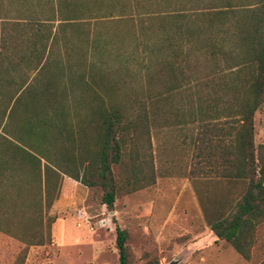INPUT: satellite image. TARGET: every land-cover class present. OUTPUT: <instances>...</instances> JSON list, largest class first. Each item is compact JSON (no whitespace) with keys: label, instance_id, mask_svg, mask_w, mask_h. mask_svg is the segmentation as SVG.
Listing matches in <instances>:
<instances>
[{"label":"rangeland","instance_id":"obj_1","mask_svg":"<svg viewBox=\"0 0 264 264\" xmlns=\"http://www.w3.org/2000/svg\"><path fill=\"white\" fill-rule=\"evenodd\" d=\"M171 1L72 0L83 3L87 16L59 27L54 23L45 69L53 75L57 94L51 101L46 96L35 101L64 106L76 135L73 146L64 147L72 148L77 160L84 154L85 163L99 148L98 113L119 110L126 129L115 133L124 138L120 163L110 167L115 198L106 207L101 187L62 175L59 196L46 215L53 221L50 237L43 245L30 246L0 233V264H119L116 226L127 233L128 264L264 260V223L254 231L248 260L209 228L211 220L226 216L246 188L244 181L220 176L224 156L217 146L221 141L232 145L231 128L239 122L235 109L245 96L226 68L235 64L239 48L222 41L230 52L218 54L216 68L199 54L190 61L167 60L159 30L173 22L162 15L177 11L185 0ZM213 7L225 9V4ZM15 9L7 4L2 11L15 15ZM44 9L41 5L36 10ZM27 95L25 91L19 103H26ZM17 117L8 123V132L16 130L22 116ZM253 127L255 146L264 144V108L255 112ZM83 167L80 177L88 181L91 171L83 175ZM27 229L36 230L30 222ZM38 231L47 235V227ZM72 233L76 240L71 241ZM73 245L77 251L68 249ZM83 251L87 255L76 258Z\"/></svg>","mask_w":264,"mask_h":264},{"label":"trees","instance_id":"obj_2","mask_svg":"<svg viewBox=\"0 0 264 264\" xmlns=\"http://www.w3.org/2000/svg\"><path fill=\"white\" fill-rule=\"evenodd\" d=\"M217 2H223L225 9L213 7ZM7 4L16 7L15 15L2 11ZM41 5L45 9L39 13L36 9ZM68 7L72 9L66 12ZM84 8L82 2L72 0H0V233L30 246L43 245L50 237L53 221L46 215L59 196L62 175L87 187H101L106 207H111L115 198L110 167L120 163L124 143V138L115 133L126 129L119 110L98 113L99 148L85 163L84 154L77 160L73 149L64 147L73 146L76 137L64 106L35 101L41 96L51 101L57 94L51 83L53 75L45 69V59L51 55L55 40L54 23L59 27L73 18L87 16ZM164 14L173 26L161 25L159 32L164 37L160 49L171 62L179 57L190 61L199 54L209 57L216 68L218 54L230 52L220 45L222 41L228 46L236 43L239 48L235 64L226 68L244 87L245 96L235 109L239 122L231 128L232 145L221 141L217 146L224 156L220 176L244 181L246 188L226 216L211 220L209 228L217 239L248 260L255 243L254 231L264 223V144L255 146L253 139V116L264 108V0H185L177 11ZM25 91L27 102L19 103ZM17 115L22 117L16 130L8 132V123L17 120ZM84 164L82 174L91 171L88 181L80 177ZM26 222L36 230L30 232ZM44 227L46 236L38 231ZM115 233L119 264H128L127 233L118 226Z\"/></svg>","mask_w":264,"mask_h":264},{"label":"crops","instance_id":"obj_3","mask_svg":"<svg viewBox=\"0 0 264 264\" xmlns=\"http://www.w3.org/2000/svg\"><path fill=\"white\" fill-rule=\"evenodd\" d=\"M62 228H63V229H62V231H63V230H64V227H62ZM60 230H61V228H60ZM72 236H73V238L71 239V241L76 240V239L78 238V236H77V235H73V233H72ZM71 244H72V243H71ZM75 247H76V246L73 245V246L68 247V249H71V248H72L73 250L77 251V248H75ZM63 248H64V247H63ZM65 250H66V249H65ZM77 255L80 256V257H81V256H82V257H83V256L85 257V255H87V254H86V252L83 251L82 253H76V258H77ZM86 257H87V256H86Z\"/></svg>","mask_w":264,"mask_h":264},{"label":"water","instance_id":"obj_4","mask_svg":"<svg viewBox=\"0 0 264 264\" xmlns=\"http://www.w3.org/2000/svg\"><path fill=\"white\" fill-rule=\"evenodd\" d=\"M170 264H178L177 261H172Z\"/></svg>","mask_w":264,"mask_h":264}]
</instances>
